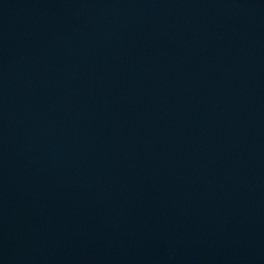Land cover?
<instances>
[{"label":"water","instance_id":"95a60500","mask_svg":"<svg viewBox=\"0 0 264 264\" xmlns=\"http://www.w3.org/2000/svg\"><path fill=\"white\" fill-rule=\"evenodd\" d=\"M0 264H264V0H0Z\"/></svg>","mask_w":264,"mask_h":264}]
</instances>
